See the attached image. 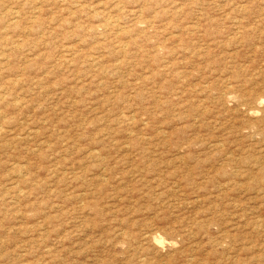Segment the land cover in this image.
Masks as SVG:
<instances>
[{
  "label": "rangeland",
  "instance_id": "1",
  "mask_svg": "<svg viewBox=\"0 0 264 264\" xmlns=\"http://www.w3.org/2000/svg\"><path fill=\"white\" fill-rule=\"evenodd\" d=\"M0 264H264V0H0Z\"/></svg>",
  "mask_w": 264,
  "mask_h": 264
}]
</instances>
